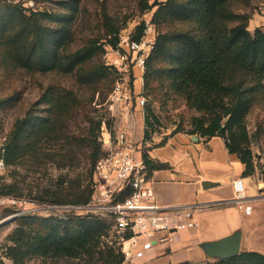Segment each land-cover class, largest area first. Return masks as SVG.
Masks as SVG:
<instances>
[{"label": "trees", "instance_id": "obj_1", "mask_svg": "<svg viewBox=\"0 0 264 264\" xmlns=\"http://www.w3.org/2000/svg\"><path fill=\"white\" fill-rule=\"evenodd\" d=\"M235 1L156 0L151 6H144L149 9L157 6L153 22L160 30L164 24L173 25L170 30L158 32L145 59L144 95L155 97L158 91H163V103L170 92L181 96L200 115L192 116L190 129L178 127L171 135L186 132L203 137L221 136L229 152L237 154L244 163L243 174L249 176L256 173L257 167L246 119L255 107L264 106V28L251 31L248 28L251 14L236 12ZM79 3V0L57 1L59 9L67 10L64 12L0 0V57L15 69L71 74L79 88L92 95L90 98L70 88L50 86L14 123L6 140L8 166L61 167L66 163H60V150L69 145L68 154L74 152V147L87 149L89 181L68 186L61 182L60 190L43 188L32 196L39 203L83 206L93 196L92 177L101 154L98 136L102 123L91 115L90 104L96 92L113 82L110 67L95 59L105 52L106 46L120 48V26L111 23L104 10L103 37L88 38L81 47L70 50L74 39L70 22ZM144 26V22L138 25L131 39L140 40ZM145 110L147 141L156 132L159 118L148 100ZM80 115L88 120L89 126L80 133H68L70 121ZM222 127L224 130L219 133ZM63 139L65 144L60 146ZM165 141L166 137L157 145ZM143 159L150 174L170 167L151 159L147 148ZM0 193L20 195L5 187ZM13 222L16 226L2 248V254L13 264H25L32 257L72 258L77 260L75 264L124 263L121 247L110 238V223L94 213L39 217L29 212L16 216ZM0 264H4L1 257ZM205 264H264V253L242 250L233 257Z\"/></svg>", "mask_w": 264, "mask_h": 264}, {"label": "rangeland", "instance_id": "obj_2", "mask_svg": "<svg viewBox=\"0 0 264 264\" xmlns=\"http://www.w3.org/2000/svg\"><path fill=\"white\" fill-rule=\"evenodd\" d=\"M13 3L22 2L23 7H33L34 9L60 10L57 1L59 0H11ZM61 1V0H60ZM156 0H79V7L70 22L71 29L74 33L73 42L69 45L70 50L74 51L81 47L84 42L91 37H103L105 26L103 23V11L105 10L110 16L111 23L120 26V39L122 37H132L135 29L144 20L146 13L152 12V16L157 6L149 9L144 6H151ZM165 1V0H159ZM236 12H249L251 19L249 29L253 31L256 27L264 28V0H249L244 4L241 0L233 3ZM28 12V11H27ZM173 25L164 24L160 28L156 25L157 33L167 31ZM104 39H101L103 42ZM98 63L109 66L112 71L113 82L104 86L94 95V100L90 104L91 115L96 120L101 121V128L98 141L101 145V154L106 149L105 141L109 138L108 133L114 136L120 129L125 130L129 136L138 144H141V150L145 148L144 130L145 126V105L148 100L151 102L154 112L159 118V124L156 125V134H171L176 128L182 127L185 130L191 128V118L194 115H200L194 109H190L186 101L176 93L169 94L165 103L162 99L165 92L158 91L155 97L144 95V78L145 69L134 65L129 68L128 84L129 92L132 93L130 100L117 102L113 97V89L117 79V69L113 66L115 57L111 47L106 46L105 52L95 59ZM133 73H137L138 81L134 84ZM131 77V78H130ZM50 86H62L92 97L86 89L79 88L75 77L71 74H63L57 71L50 72H29L25 69H15L7 61L0 57V136L9 138L10 132L17 119L23 117L26 111L34 104L40 96ZM135 91V93H134ZM141 98L145 103L140 102ZM142 120L144 121L143 132L140 128ZM247 125L252 135L251 148L253 150L256 173L253 174L259 181L260 188L264 187V106L255 107L247 116ZM89 126L88 120L83 115L72 119L68 126V133H80L84 128ZM139 128V130H138ZM65 144L64 139L60 146ZM68 147L60 150V163H66L64 166L49 164L47 169L35 168L34 166L22 164L11 165L7 168L2 178H0V189L12 188L17 194L16 197H22L32 201V196L41 193L43 188H58L60 183L64 186L77 185L78 183L89 181L86 179L87 166V149L74 147V152L68 154ZM66 154V156H65ZM68 154V155H67ZM15 194V193H13ZM15 196V195H14ZM43 208L35 210L39 217H48L51 215H70L89 213L85 210L73 209L66 205L43 203ZM27 209L38 207L33 204H25ZM12 213V210L2 211L1 217L6 218ZM34 213V212H31ZM3 220V219H2ZM15 223L11 222L0 227V257L4 264H13L12 261L2 254V248L7 242L8 234L15 228ZM114 240V239H113ZM216 260L212 258L210 261ZM76 259L72 258H43L32 257L25 264H75ZM208 262V261H207ZM205 262V263H207ZM192 263V264H205Z\"/></svg>", "mask_w": 264, "mask_h": 264}, {"label": "built area", "instance_id": "obj_3", "mask_svg": "<svg viewBox=\"0 0 264 264\" xmlns=\"http://www.w3.org/2000/svg\"><path fill=\"white\" fill-rule=\"evenodd\" d=\"M12 2L11 0H7ZM144 32L140 40L129 36L120 39V48H111L117 69L113 97L117 102L130 100L129 68L144 69L145 59L154 47L157 36L152 12L146 13ZM133 69V71H134ZM134 74V73H133ZM132 74V75H133ZM131 78V77H130ZM140 102L145 103L141 98ZM105 141L106 149L98 159L92 177L93 196L87 205L67 207L85 210L110 223V238L117 241L124 254L123 264H136L156 243H168L178 231L195 228V207H165L156 198L152 177L142 155V148L125 130H120ZM6 139L0 136V175L9 167L5 160ZM238 207L249 214L252 211L243 178L234 183ZM37 205L27 209L25 204ZM43 203L0 193V222L14 215L42 209ZM12 210L6 218L2 211ZM111 243V241H110Z\"/></svg>", "mask_w": 264, "mask_h": 264}, {"label": "crops", "instance_id": "obj_4", "mask_svg": "<svg viewBox=\"0 0 264 264\" xmlns=\"http://www.w3.org/2000/svg\"><path fill=\"white\" fill-rule=\"evenodd\" d=\"M133 77L136 84L137 73ZM140 128L143 132V120ZM164 137L165 143L157 145ZM143 146L151 159L170 166L151 173L157 201L165 207H195L198 226L178 231L168 243H156L144 257L135 260L136 264L205 263L212 258L201 244L236 231L242 233L241 251L264 253V187L260 188L254 175L243 174L244 163L237 154L229 152L224 138L186 132L162 133L144 140ZM240 177L252 205L249 214L234 201V183Z\"/></svg>", "mask_w": 264, "mask_h": 264}, {"label": "water", "instance_id": "obj_5", "mask_svg": "<svg viewBox=\"0 0 264 264\" xmlns=\"http://www.w3.org/2000/svg\"><path fill=\"white\" fill-rule=\"evenodd\" d=\"M224 130L222 127L219 131L221 133ZM204 188H207L206 183L202 184ZM17 215L6 218L0 222V227L14 221ZM241 231H236L226 237L215 241H207L201 244L202 249L211 257L215 259L230 258L238 255L241 252Z\"/></svg>", "mask_w": 264, "mask_h": 264}]
</instances>
